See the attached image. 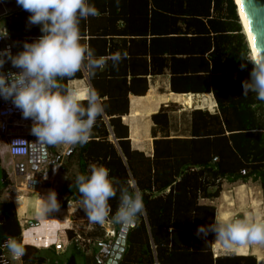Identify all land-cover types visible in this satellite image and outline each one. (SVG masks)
I'll return each mask as SVG.
<instances>
[{
  "label": "crops",
  "instance_id": "0c3cea01",
  "mask_svg": "<svg viewBox=\"0 0 264 264\" xmlns=\"http://www.w3.org/2000/svg\"><path fill=\"white\" fill-rule=\"evenodd\" d=\"M90 3L98 15L81 20L82 42L94 50L96 57L107 58L118 52L121 59L115 64L110 59L106 60L105 65L96 69L92 76L81 69L72 78L62 80L66 89L77 94L81 102H86L85 94L94 90L104 105V112L93 125L88 141H102V133L106 132V140L118 149L117 138L110 125V120L114 119L112 124L118 125V132L124 131L123 126L127 128L130 148L151 157L155 139L191 138L190 112L201 109L216 113L218 100L215 93L221 95V99H229L231 95L235 99L237 92L231 91L230 85L234 81L229 76V67L237 41L232 36L233 20L229 19L223 5L215 6L212 0H200L193 3L194 13L188 16L186 1L178 2L173 11L168 6H151L150 0H90ZM0 24L3 25V18H0ZM29 28L35 30L34 25H29ZM241 33L247 55H250L242 27ZM7 43L13 44L10 40ZM243 44V41H238L239 52ZM235 76L239 78V75ZM248 78L242 75V81ZM244 97L242 94V103L245 102ZM162 108L165 117L157 119L161 120L158 123L152 116ZM75 146L46 145L47 162L34 166L37 169L33 171V165L27 162V158L11 157L5 143L0 140V169L6 174L3 182L6 184L0 189V205L8 201L13 203L21 230L18 241L39 249L45 257L44 264H66L73 253H78L75 254L76 264H107L109 256L101 246L95 262L96 258L91 253L95 246L92 242L79 240L80 250H77L66 237V230L77 228L76 223L80 220L90 222L78 201L69 200L65 207L58 204V208L46 213L45 218L36 215L41 197L54 191L58 202L65 183L73 180L77 167L70 154ZM4 155H7L6 160ZM19 164L24 165L22 176L17 174L18 169L21 171ZM29 177L38 178L37 188L29 187L26 182ZM11 182L15 184L9 188ZM248 182L222 180L219 196L214 199L198 197L197 203L214 208L213 223L246 215L264 220L262 207L253 214L242 203L243 196L248 195L247 189L254 185L258 205H263L259 184ZM168 191L169 186L153 193V196ZM111 225L114 227L113 223ZM57 242L61 249H55ZM211 250L213 257L253 255L256 264H264L263 249H251L247 243L225 247L215 239L213 232ZM13 264H22V260L13 261Z\"/></svg>",
  "mask_w": 264,
  "mask_h": 264
},
{
  "label": "trees",
  "instance_id": "16d2710c",
  "mask_svg": "<svg viewBox=\"0 0 264 264\" xmlns=\"http://www.w3.org/2000/svg\"><path fill=\"white\" fill-rule=\"evenodd\" d=\"M150 1L151 6H168L172 11L178 2L182 4L186 1L188 8L185 12L189 16L194 13L193 3L200 0ZM212 2L215 6L223 5L229 19L233 20L232 36L237 42L233 48L229 76L234 81L230 85L231 91L237 92L235 99H232V95L229 99H221V95L215 93L218 111L211 114L206 110H192V137L155 139L151 157L130 148L127 128L123 126L124 131L118 132V125L112 124L114 119L110 120V125L117 138L118 149L106 140L107 133L103 132L102 141L90 140L83 145L76 144L71 150L70 157H73L77 171L73 180L66 182L58 195L60 207H65L69 200L81 199L75 185V176L88 174L92 166L106 167L109 176L119 182L117 187H129L134 182L135 187L142 192L144 209L126 234L125 248L117 264H256L253 255L213 257L212 232L199 237L195 234L198 226L212 224L214 217V208L199 205L196 199H214L219 196L222 180L257 182L261 189L264 212V102L257 101L255 94L249 93L242 103V75L248 78L252 65L240 59L241 54H247V46L241 33L235 1ZM29 15L19 8L3 17V26L7 29L9 40L21 49L22 42L41 35L39 26L34 25L35 30L29 28ZM239 40L244 43L240 52ZM242 63L245 64L243 70L240 68ZM236 74L239 75L238 79ZM60 83L66 89L65 83ZM163 117V108L152 116L158 123L161 120L157 119ZM5 178V171H2V184ZM168 186L167 193L153 196V193L163 191ZM108 203L114 214L119 205V192ZM107 219L113 222L117 231L120 224L111 218V214ZM94 224L89 231L67 229L66 237L77 250H80L79 240L92 242L95 246L91 253L95 257L100 244L105 242V229L101 222ZM10 238L19 240L21 230L14 205L8 201L0 205V244ZM23 246L25 254L21 258L22 264L45 263V257L39 249ZM75 254L69 256L66 264H76ZM95 258L97 262L98 257Z\"/></svg>",
  "mask_w": 264,
  "mask_h": 264
},
{
  "label": "clouds",
  "instance_id": "9594fccd",
  "mask_svg": "<svg viewBox=\"0 0 264 264\" xmlns=\"http://www.w3.org/2000/svg\"><path fill=\"white\" fill-rule=\"evenodd\" d=\"M27 17L28 25L39 26L41 35L32 42H22V50L13 55L8 47L0 50V69L6 61L16 72L0 70V98L11 100L20 110L23 119L32 121L31 134L43 145L69 146L88 142L93 125L104 112V105L94 90L85 94V101L72 91L63 88L60 81L72 78L84 69L89 76L102 68L106 60L113 64L121 59L120 53L110 57H96L94 50L82 42L80 22L98 11L90 0H16ZM7 29L0 24V38L7 37ZM255 55L241 54L240 59L251 63L249 78L242 81V94H255L264 102V51L253 45ZM245 64L240 65L241 70ZM119 182L109 176L103 165L92 166L88 174H77L75 185L81 197L78 204L92 222H103L111 214L117 222L132 225L144 209L143 196L134 182L129 187H117ZM119 192V205L114 214L109 200ZM36 215L58 208L56 194L49 191ZM211 231L225 247L240 243H264V220L250 215L201 225L196 235L206 236ZM4 247L13 259L25 254L24 246L16 239H8Z\"/></svg>",
  "mask_w": 264,
  "mask_h": 264
},
{
  "label": "built area",
  "instance_id": "2783aa9c",
  "mask_svg": "<svg viewBox=\"0 0 264 264\" xmlns=\"http://www.w3.org/2000/svg\"><path fill=\"white\" fill-rule=\"evenodd\" d=\"M8 40V36L0 38V50L8 47L12 53V46L14 44L7 43ZM21 118L20 110L13 106L10 99L4 100L0 98V140L5 143L8 154L13 158H27V162L29 158L39 160L41 158L42 144L36 142V137L31 134L32 121ZM45 150L47 152L46 146ZM29 164L33 165L32 162ZM112 223L108 219L101 222V225L105 229V242L100 244L102 250H111L116 237L117 231L111 225ZM77 239H80V237L77 236ZM5 242L0 244V264H13V261L19 259L12 258L7 248L4 247ZM61 248V244L57 242L55 249Z\"/></svg>",
  "mask_w": 264,
  "mask_h": 264
},
{
  "label": "water",
  "instance_id": "95a60500",
  "mask_svg": "<svg viewBox=\"0 0 264 264\" xmlns=\"http://www.w3.org/2000/svg\"><path fill=\"white\" fill-rule=\"evenodd\" d=\"M240 3L252 42L255 41V46L264 51V0H240ZM19 8L21 7L17 5L16 0H0V18H3L5 15ZM18 51H20V49L17 46L13 45L12 54L15 55ZM0 70L4 71L5 73L18 71V69L11 66V63L9 61H6L3 65V68ZM45 146L46 145L42 144L41 158L39 160L29 158L28 162L33 163V168L31 170L36 171L37 168H34L36 164H44L47 162V152L45 150ZM19 166L22 170V173H24V165L19 164ZM26 182L30 188L35 189L38 186L39 180L38 178L29 177L26 178ZM133 225L134 224L129 225L120 222V226L117 230V234L114 239L113 245L111 246V250H104V252L109 256L107 264H117L125 248L126 234L129 228Z\"/></svg>",
  "mask_w": 264,
  "mask_h": 264
},
{
  "label": "rangeland",
  "instance_id": "374dc122",
  "mask_svg": "<svg viewBox=\"0 0 264 264\" xmlns=\"http://www.w3.org/2000/svg\"><path fill=\"white\" fill-rule=\"evenodd\" d=\"M236 7H237V4H236ZM241 27H242V24H241ZM242 29H243V27H242ZM250 55H251V53H250ZM6 159H7V155H4V160H6ZM248 183H251L252 184L253 182L252 181H249ZM14 184H15V182L9 183V188L14 187ZM251 187H253V189H250ZM250 188H248L247 191H246V193L248 195L245 194V196H243L244 197V202H242V203H244L245 208H250V210L252 211V213L255 214V212H257L258 210H260L261 207L263 208V205L262 206L258 205V198L256 196V190H255L254 185L250 186ZM0 189H3L1 169H0ZM246 204H248V206ZM256 209H257V211H256ZM85 223L88 225V227L95 226L94 222H92V221L85 222V221L80 220V222H77L76 223V225L78 227L75 228V229L76 230H84L85 229L84 231H89L91 228H88ZM86 244H88V243H86ZM247 244H249V246H250L251 249H253V247H255L258 250L259 249H263L264 250V243H247Z\"/></svg>",
  "mask_w": 264,
  "mask_h": 264
},
{
  "label": "bare ground",
  "instance_id": "6f19581e",
  "mask_svg": "<svg viewBox=\"0 0 264 264\" xmlns=\"http://www.w3.org/2000/svg\"><path fill=\"white\" fill-rule=\"evenodd\" d=\"M236 1L235 4H237V13H238V17L240 19V23L242 24V27H243V33L245 34L246 38H247V41L249 43V47H250V53L251 55H255L254 51H253V42H252V39H251V36H250V33H249V30H248V27H247V23H246V20H245V17H244V13H243V10H242V7H241V3H240V0H234ZM242 187V186H241ZM240 190V189H239ZM241 191V190H240ZM237 192V191H236ZM235 193V192H234ZM237 194V193H236ZM238 196V195H237ZM243 196V195H242ZM230 198V197H229ZM228 199V197H227ZM241 202H242V199H240ZM253 200V199H252ZM232 201V200H231ZM238 202V201H237ZM236 202V203H237ZM235 203V202H234ZM239 203V202H238ZM223 204V203H222ZM226 206V205H225ZM224 207V206H223ZM230 207V206H229ZM220 209V208H219ZM222 209V208H221ZM248 210V209H247ZM257 211V209H256ZM236 218V217H235Z\"/></svg>",
  "mask_w": 264,
  "mask_h": 264
},
{
  "label": "flooded vegetation",
  "instance_id": "af4514ba",
  "mask_svg": "<svg viewBox=\"0 0 264 264\" xmlns=\"http://www.w3.org/2000/svg\"><path fill=\"white\" fill-rule=\"evenodd\" d=\"M26 160H27V159H26ZM17 174L20 175V176H22V174H23V173H22V170L20 171V170L18 169Z\"/></svg>",
  "mask_w": 264,
  "mask_h": 264
},
{
  "label": "snow or ice",
  "instance_id": "6c2138e0",
  "mask_svg": "<svg viewBox=\"0 0 264 264\" xmlns=\"http://www.w3.org/2000/svg\"><path fill=\"white\" fill-rule=\"evenodd\" d=\"M255 44V41H253V45Z\"/></svg>",
  "mask_w": 264,
  "mask_h": 264
}]
</instances>
